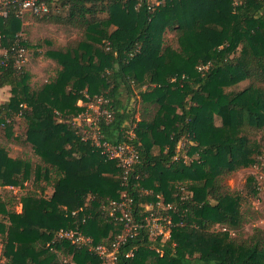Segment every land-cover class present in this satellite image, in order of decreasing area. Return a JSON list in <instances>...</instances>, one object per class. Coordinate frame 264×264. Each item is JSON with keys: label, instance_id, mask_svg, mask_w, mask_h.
Masks as SVG:
<instances>
[{"label": "trees", "instance_id": "trees-1", "mask_svg": "<svg viewBox=\"0 0 264 264\" xmlns=\"http://www.w3.org/2000/svg\"><path fill=\"white\" fill-rule=\"evenodd\" d=\"M44 1L50 12L25 20L79 28L82 36L47 43L44 55L56 72L39 87L11 54L0 65V89L11 87L0 103V126L12 137L15 118L23 117L25 139L40 159L13 157L0 145V264H102L91 246L109 245L124 230L103 206L124 192L138 221L164 201L173 225L165 241L140 229L120 245L116 264H264V228L244 235L242 195L226 183L236 170L264 161V0ZM22 26L13 15L0 21L4 46ZM167 31L175 32L171 43ZM246 80L243 89H231ZM136 88L154 116L138 119L126 102ZM96 95L108 114L97 129L83 122L88 137L75 118L86 109L79 100ZM93 130L103 141L137 149L126 180ZM28 181L35 188H26ZM8 186L25 192L5 198ZM247 186L253 195L261 189L252 175ZM68 228L91 242L57 237Z\"/></svg>", "mask_w": 264, "mask_h": 264}, {"label": "rangeland", "instance_id": "rangeland-1", "mask_svg": "<svg viewBox=\"0 0 264 264\" xmlns=\"http://www.w3.org/2000/svg\"><path fill=\"white\" fill-rule=\"evenodd\" d=\"M22 27V36L30 43L26 55L25 67L31 73V86L36 88L41 86V84L45 82L47 78L55 75L56 72L55 61L44 55V51L48 48L47 43L50 41L53 42V44L56 46H63L69 41L79 39L82 36V31L79 28H69L68 26L59 24L54 21L31 17H27L26 20L23 21ZM174 33V31L166 32V41L168 43L173 42ZM248 83V80L243 81L231 89L241 90L245 86H247ZM10 96L11 87L6 86L0 92V103L9 99ZM83 101L79 100L80 103H87L85 100ZM126 102L130 107L136 106L138 119H142L143 116L152 117L155 114L153 105L141 103L140 92L137 88L134 92L133 97L131 99H127ZM89 114L90 117L93 118V112H89ZM219 122L220 119L217 118V123ZM82 124L83 121L80 124L81 131L79 132L82 134L86 132V135L90 137V134H88L90 130L84 128ZM87 125L89 124L87 123ZM1 126L0 145L4 146L11 156L30 158L35 163L40 160L39 157L35 154L32 145L25 139L26 121L23 117L15 118L13 130L14 133L12 137L6 134L4 128L5 126ZM85 137L87 138V136ZM185 142H187V140L181 142L180 147H183L185 145ZM190 158H192V156H186V161L189 162ZM250 175L254 176L256 181L260 184L261 189H259L257 195H253L249 191V187L247 186V179ZM31 183V181L26 182V188H35L36 185L33 186ZM44 183L45 182L43 181V184ZM226 183L230 187V189L238 191L242 195V210L244 211L246 219L248 220V222L244 226V235L251 234L253 228L256 226L264 228V161L251 167L236 170L226 178ZM5 189L6 190L2 193L5 198L15 197L17 200H19L22 193L25 192V188L19 187H6ZM1 190L2 189H0V191ZM52 191L53 188L51 186L48 187L49 195L52 193ZM21 205V203H18V206H16L18 211H21ZM3 261L4 258L0 253V263H2Z\"/></svg>", "mask_w": 264, "mask_h": 264}, {"label": "built area", "instance_id": "built-area-1", "mask_svg": "<svg viewBox=\"0 0 264 264\" xmlns=\"http://www.w3.org/2000/svg\"><path fill=\"white\" fill-rule=\"evenodd\" d=\"M141 1L142 0H139V4ZM163 1L164 0H158L156 3L159 4ZM50 10L51 8L49 4L44 0H0V21L11 15L24 21L27 14L44 16L45 14H48ZM24 39L25 38L22 36L21 32L16 41L10 47H6L2 43V34L0 33V65L6 63L10 54L15 59V65L18 68H21L26 64L28 50L24 45ZM86 96L89 97L88 95ZM104 102L105 99L102 96L96 95L85 104L86 109L81 112L75 120L79 123L85 121L86 125L87 123L89 124L88 126L94 125V129H97L95 124L97 123L99 116L102 114H108V110L102 108V103ZM79 104L82 105L83 103L79 102ZM89 112H93V118L90 117ZM84 134H86V132H84ZM92 135L96 140L97 146L102 147V152L106 157L109 160H116L118 162V165L124 171V179L126 180L128 173L139 161V154L135 146L130 142L112 144L103 141L97 130L95 132L93 130ZM129 135L131 139L135 136V132L131 131ZM103 208L107 215L123 222L124 230L119 233L115 237V240L109 245L98 244L96 246H91V249L99 254L102 259V264H116L117 252L120 245L129 237L139 235L141 232L140 229L148 228L149 236L153 240L165 241L171 237L173 221L169 214L164 213L167 206L162 201L158 202L156 206L147 207V209L151 210V213L145 217L144 222H140L135 218L132 209V199L126 192L122 193L121 201L111 200L108 204L104 205ZM57 237L70 239L71 241L78 243L87 244L91 242V238L74 228L60 229L57 233ZM128 255H133V252H129Z\"/></svg>", "mask_w": 264, "mask_h": 264}, {"label": "crops", "instance_id": "crops-1", "mask_svg": "<svg viewBox=\"0 0 264 264\" xmlns=\"http://www.w3.org/2000/svg\"><path fill=\"white\" fill-rule=\"evenodd\" d=\"M5 87H6V86L2 87V88L0 89V92H1V91H2V89H3V88H5ZM7 100H8V99H7Z\"/></svg>", "mask_w": 264, "mask_h": 264}]
</instances>
